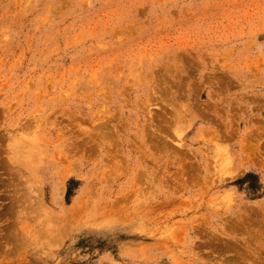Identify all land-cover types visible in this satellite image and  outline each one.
<instances>
[{"label": "rangeland", "instance_id": "1", "mask_svg": "<svg viewBox=\"0 0 264 264\" xmlns=\"http://www.w3.org/2000/svg\"><path fill=\"white\" fill-rule=\"evenodd\" d=\"M0 264H264V0H0Z\"/></svg>", "mask_w": 264, "mask_h": 264}]
</instances>
